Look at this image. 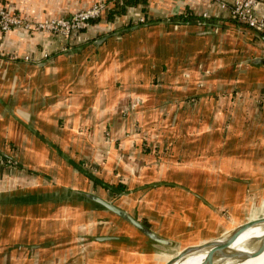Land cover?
Wrapping results in <instances>:
<instances>
[{
	"label": "crops",
	"instance_id": "obj_1",
	"mask_svg": "<svg viewBox=\"0 0 264 264\" xmlns=\"http://www.w3.org/2000/svg\"><path fill=\"white\" fill-rule=\"evenodd\" d=\"M100 4L108 9L68 39L0 32V264H27L26 251L59 264L64 237L92 219L115 238L98 242L93 264H153L264 217V66L252 64L264 38L203 0H146L121 14L122 0L0 9L41 23ZM79 191L170 244L157 251Z\"/></svg>",
	"mask_w": 264,
	"mask_h": 264
},
{
	"label": "built area",
	"instance_id": "obj_2",
	"mask_svg": "<svg viewBox=\"0 0 264 264\" xmlns=\"http://www.w3.org/2000/svg\"><path fill=\"white\" fill-rule=\"evenodd\" d=\"M118 1L121 2V0ZM203 1L213 2L220 9H229L232 20L246 25L264 38V15L255 12V7L258 4H264V0H231L229 4L225 0ZM107 9L103 4L95 5L69 19L48 20L41 23H33L24 18L9 15L8 12L0 9V32L5 33L10 30L48 31L54 35H64L68 39L86 28L90 22L98 18ZM142 22L144 20H140V23Z\"/></svg>",
	"mask_w": 264,
	"mask_h": 264
},
{
	"label": "water",
	"instance_id": "obj_3",
	"mask_svg": "<svg viewBox=\"0 0 264 264\" xmlns=\"http://www.w3.org/2000/svg\"><path fill=\"white\" fill-rule=\"evenodd\" d=\"M252 64L264 66V58L257 59L254 62H252ZM77 195L85 198L86 200L90 202L95 203L96 205L100 206L103 210L109 212L110 214L126 222L133 229H135L137 232H139L141 235L147 238L150 242H152L154 249H156L157 251L163 252L166 249L165 247L170 244L168 241L158 237L156 234L151 232L144 225H142L140 222L135 220L131 215L117 208L113 204H110L91 194L77 192ZM254 228H264V217L247 221L239 226H236L228 230L226 233L222 234L221 236L214 238L212 240L206 241L202 244L189 246L178 252L171 253V257L165 264H175L176 262L194 253H205V260L203 264H213L215 260H218L224 257H227L230 259H238L237 257L234 258V256H232V254H230V252L228 251L230 244L234 240H236L238 237H240V235H242L244 232L250 229H254ZM114 239L115 238H112V237H98L95 240L97 242H103V241H110Z\"/></svg>",
	"mask_w": 264,
	"mask_h": 264
},
{
	"label": "rangeland",
	"instance_id": "obj_4",
	"mask_svg": "<svg viewBox=\"0 0 264 264\" xmlns=\"http://www.w3.org/2000/svg\"><path fill=\"white\" fill-rule=\"evenodd\" d=\"M80 12H83V11H80ZM80 12H77L75 14H78ZM98 18H96V19H98ZM59 19L63 20V19H69V18H59ZM55 20H58V19H55ZM29 33H31V31H29ZM13 60L16 61V59H13ZM17 61H18V59H17ZM79 192H81V191H79ZM40 211H38V213H36V215H38V217L40 216L39 214L45 215L46 213H48V212H46L45 209H42ZM68 212H69V209H67V213ZM80 212L82 213V211H80ZM251 214L252 213H250V216H248L244 219L245 220L244 222H247L250 220H255V219L251 218ZM259 216L260 215H258V217ZM34 217H32V218H34ZM77 217L79 218L80 216H76V218ZM80 220H81V222L84 221L85 224H87V220L84 219L83 214H82V218ZM92 221L93 222H91V223L94 225L93 229H90L89 231H88V229L79 230V229H81V225H80L79 228L75 229L76 232L75 233L73 232L69 239L67 237H64L65 239H67L71 243L68 246L69 248L66 249V251L63 253V257L61 259L56 260V263L69 264L70 260L73 261L75 264L80 263V262H86L87 264L97 263L96 261H98V258H99L98 256H99L100 252H99L98 242L95 239L100 237V231L102 230L101 229L102 227L97 223V222H99L98 219H92ZM77 222L78 221L76 219L75 227L78 224ZM30 228L33 230L34 224L30 223ZM77 230H79V231H77ZM61 232H64V230ZM257 234H264V228H254V229L247 230L242 235H240V237L249 236V235H257ZM58 241L59 242L63 241V239H59ZM38 247H40V246H38ZM27 248L32 250L31 247H29V246ZM26 252L28 254L25 256V260L27 259V264H35V260L33 258V254H32L33 251H26ZM170 257H171V255H168V254H166L165 256L164 255L157 256L156 259H154L155 263H153V264H162L166 260H169ZM91 258H92V261L90 262L89 260ZM163 264H165V263H163Z\"/></svg>",
	"mask_w": 264,
	"mask_h": 264
},
{
	"label": "bare ground",
	"instance_id": "obj_5",
	"mask_svg": "<svg viewBox=\"0 0 264 264\" xmlns=\"http://www.w3.org/2000/svg\"><path fill=\"white\" fill-rule=\"evenodd\" d=\"M264 234L238 237L228 251L234 258L227 257L215 260L213 264H264ZM205 253H194L175 264H203Z\"/></svg>",
	"mask_w": 264,
	"mask_h": 264
},
{
	"label": "trees",
	"instance_id": "obj_6",
	"mask_svg": "<svg viewBox=\"0 0 264 264\" xmlns=\"http://www.w3.org/2000/svg\"><path fill=\"white\" fill-rule=\"evenodd\" d=\"M122 2H123V5L118 8V12H117V13H120V14L124 13L125 7H130V6H134V5H137V4H141L143 7L146 6V0H122ZM111 15H112V13H111ZM194 19L195 18L192 17V16H186L185 18H182L181 20L191 21V20H194ZM233 21L237 22L236 20H233Z\"/></svg>",
	"mask_w": 264,
	"mask_h": 264
}]
</instances>
